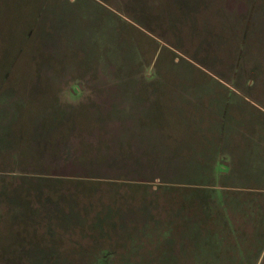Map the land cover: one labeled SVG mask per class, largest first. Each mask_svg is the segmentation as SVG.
Here are the masks:
<instances>
[{"label":"rangeland","instance_id":"obj_1","mask_svg":"<svg viewBox=\"0 0 264 264\" xmlns=\"http://www.w3.org/2000/svg\"><path fill=\"white\" fill-rule=\"evenodd\" d=\"M0 38V264H264V0H0Z\"/></svg>","mask_w":264,"mask_h":264},{"label":"crops","instance_id":"obj_2","mask_svg":"<svg viewBox=\"0 0 264 264\" xmlns=\"http://www.w3.org/2000/svg\"><path fill=\"white\" fill-rule=\"evenodd\" d=\"M31 28H33L32 26H31ZM45 31L44 32H42V34H41V36L39 37V38H41V40H43V38H42V36L43 35H45ZM31 34V33H30ZM30 34H28V33H26L25 34V37H24V42H26L25 44L27 45V43H28V41L30 40V38H32V37H30L31 35ZM28 35V36H27ZM0 40H1V42L3 41V38H0ZM23 38L21 39V40H19V42H18V44H17V49L19 48L20 49V47L22 48V50H23ZM43 44V43H42Z\"/></svg>","mask_w":264,"mask_h":264}]
</instances>
